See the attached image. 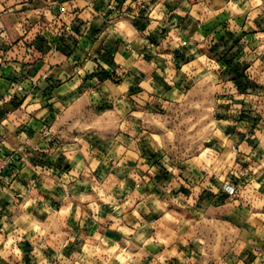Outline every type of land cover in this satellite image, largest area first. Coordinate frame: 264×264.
<instances>
[{
  "label": "crops",
  "instance_id": "obj_1",
  "mask_svg": "<svg viewBox=\"0 0 264 264\" xmlns=\"http://www.w3.org/2000/svg\"><path fill=\"white\" fill-rule=\"evenodd\" d=\"M204 74L170 159L148 124ZM8 157L0 264H264V0H0Z\"/></svg>",
  "mask_w": 264,
  "mask_h": 264
},
{
  "label": "rangeland",
  "instance_id": "obj_2",
  "mask_svg": "<svg viewBox=\"0 0 264 264\" xmlns=\"http://www.w3.org/2000/svg\"><path fill=\"white\" fill-rule=\"evenodd\" d=\"M211 78L201 75L197 86L184 93L181 99L167 107L160 119L148 124L162 135L154 139L166 146L164 155L170 159L185 161L203 153L211 125L212 96ZM164 149V148H163Z\"/></svg>",
  "mask_w": 264,
  "mask_h": 264
},
{
  "label": "built area",
  "instance_id": "obj_3",
  "mask_svg": "<svg viewBox=\"0 0 264 264\" xmlns=\"http://www.w3.org/2000/svg\"><path fill=\"white\" fill-rule=\"evenodd\" d=\"M24 1L27 2V3H32V2L37 1V0H24ZM72 30H73V27L71 25H68L66 27V31H72ZM17 90L22 93V97H24V98H27L30 95V90L25 89L22 84H18L17 85ZM44 134L47 135V136H50L51 135L50 129H45L44 130ZM10 160H11V157H8L5 160V162L3 163V165L0 167V177H2V175L5 172V170L7 169L8 164L10 163ZM2 213H3V207H0V217H1Z\"/></svg>",
  "mask_w": 264,
  "mask_h": 264
}]
</instances>
